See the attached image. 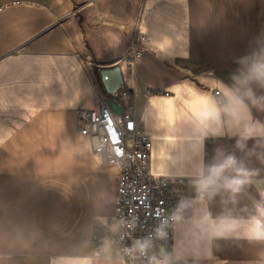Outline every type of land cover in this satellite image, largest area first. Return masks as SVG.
<instances>
[{"label":"crops","instance_id":"1","mask_svg":"<svg viewBox=\"0 0 264 264\" xmlns=\"http://www.w3.org/2000/svg\"><path fill=\"white\" fill-rule=\"evenodd\" d=\"M113 67L185 178L173 264H264V0H0V264H124L92 239L119 167L79 132Z\"/></svg>","mask_w":264,"mask_h":264},{"label":"built area","instance_id":"2","mask_svg":"<svg viewBox=\"0 0 264 264\" xmlns=\"http://www.w3.org/2000/svg\"><path fill=\"white\" fill-rule=\"evenodd\" d=\"M130 95L124 87L115 93L96 92V105L79 111V132L89 138L92 151L119 167L114 224L95 222L93 246L97 254L105 253L107 244L116 247L124 264H173L174 227L181 206L173 190L182 188L185 178L151 172V140L136 118L134 103L128 101Z\"/></svg>","mask_w":264,"mask_h":264},{"label":"water","instance_id":"3","mask_svg":"<svg viewBox=\"0 0 264 264\" xmlns=\"http://www.w3.org/2000/svg\"><path fill=\"white\" fill-rule=\"evenodd\" d=\"M100 81L106 93H115L119 88L122 87L121 72L118 67L109 69H101L99 71ZM112 109L118 113L120 108L114 103H111Z\"/></svg>","mask_w":264,"mask_h":264},{"label":"rangeland","instance_id":"4","mask_svg":"<svg viewBox=\"0 0 264 264\" xmlns=\"http://www.w3.org/2000/svg\"><path fill=\"white\" fill-rule=\"evenodd\" d=\"M88 138V137H87Z\"/></svg>","mask_w":264,"mask_h":264}]
</instances>
